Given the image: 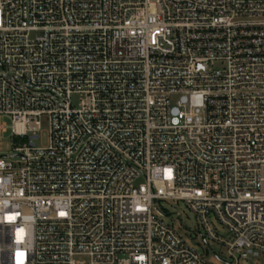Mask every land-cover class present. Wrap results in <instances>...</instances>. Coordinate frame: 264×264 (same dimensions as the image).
Here are the masks:
<instances>
[{
	"label": "built area",
	"instance_id": "2783aa9c",
	"mask_svg": "<svg viewBox=\"0 0 264 264\" xmlns=\"http://www.w3.org/2000/svg\"><path fill=\"white\" fill-rule=\"evenodd\" d=\"M7 131L0 264L264 259V0H0Z\"/></svg>",
	"mask_w": 264,
	"mask_h": 264
},
{
	"label": "rangeland",
	"instance_id": "374dc122",
	"mask_svg": "<svg viewBox=\"0 0 264 264\" xmlns=\"http://www.w3.org/2000/svg\"><path fill=\"white\" fill-rule=\"evenodd\" d=\"M2 121L9 124L8 119ZM48 123L45 118L41 119V145L47 143ZM19 142L18 139L13 141L10 138V133H0V154L9 155L12 152L13 146ZM158 210L163 214L165 222L171 224L179 234H181L187 242H189L197 252H199L206 260L215 264L234 263V260L227 254L226 249L216 242L202 239L204 230L199 224L198 219L192 211L180 200H161L157 204ZM210 222L216 232L221 236H226L225 228L213 217H210ZM218 257L226 259L228 263L218 260ZM237 264H264L262 257H248L246 259L238 258Z\"/></svg>",
	"mask_w": 264,
	"mask_h": 264
},
{
	"label": "water",
	"instance_id": "95a60500",
	"mask_svg": "<svg viewBox=\"0 0 264 264\" xmlns=\"http://www.w3.org/2000/svg\"><path fill=\"white\" fill-rule=\"evenodd\" d=\"M220 259L224 261V259H222V258H220Z\"/></svg>",
	"mask_w": 264,
	"mask_h": 264
}]
</instances>
